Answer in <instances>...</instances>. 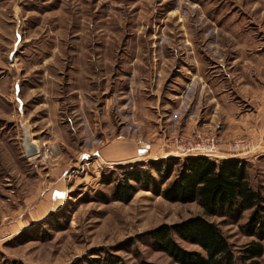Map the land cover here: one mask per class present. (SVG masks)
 <instances>
[{"label":"rangeland","instance_id":"obj_1","mask_svg":"<svg viewBox=\"0 0 264 264\" xmlns=\"http://www.w3.org/2000/svg\"><path fill=\"white\" fill-rule=\"evenodd\" d=\"M215 87L264 139V0H0V253L19 264H177L148 233L198 216L235 249L250 242L239 229L249 213L224 221L144 189L110 199L131 167L177 157L171 139L207 119ZM118 138L151 149L141 162L97 161ZM44 144L56 148L51 163ZM257 156L243 161L264 193Z\"/></svg>","mask_w":264,"mask_h":264},{"label":"trees","instance_id":"obj_2","mask_svg":"<svg viewBox=\"0 0 264 264\" xmlns=\"http://www.w3.org/2000/svg\"><path fill=\"white\" fill-rule=\"evenodd\" d=\"M131 168L114 186L112 201L129 202L137 189H144L158 191L170 203H197L205 216L224 221L234 218L238 221L249 213L246 223L239 229L252 240L240 249H235L219 224L198 216L174 225H162L148 233L155 251L165 253L177 264H262L264 193L252 184L247 162L170 157L151 161L147 167L135 165ZM33 238L29 233L24 241L28 243ZM181 242L200 250H187ZM0 264L19 263L0 253ZM110 264L116 263L110 261Z\"/></svg>","mask_w":264,"mask_h":264},{"label":"crops","instance_id":"obj_3","mask_svg":"<svg viewBox=\"0 0 264 264\" xmlns=\"http://www.w3.org/2000/svg\"><path fill=\"white\" fill-rule=\"evenodd\" d=\"M215 90V91H214ZM224 91V90H223ZM218 88H210L212 112L205 121L199 123V126L195 127L191 125L186 129H183L182 135L187 137L193 136L196 132L215 134L219 138L218 150L223 156V160L238 159L244 160L254 158L259 152H264V139L255 133V129H251L249 114H240V104L235 101L232 94L229 92H223ZM240 97V95H239ZM248 100L252 99L250 97ZM211 109V108H210ZM244 113V112H242ZM245 134V135H243ZM239 135L250 137L251 151L233 155L231 153V142L236 140ZM242 137V136H240ZM138 141H127L123 139H116L105 145H103L97 151V161L103 165H122L129 164L130 162H136L146 157L148 153H141ZM146 142V141H145ZM147 143V142H146ZM151 155V154H150ZM170 157L168 155H164ZM165 157V158H166ZM254 161V159H250Z\"/></svg>","mask_w":264,"mask_h":264},{"label":"built area","instance_id":"obj_4","mask_svg":"<svg viewBox=\"0 0 264 264\" xmlns=\"http://www.w3.org/2000/svg\"><path fill=\"white\" fill-rule=\"evenodd\" d=\"M140 149L147 150L151 149L145 141L137 142ZM143 145L148 147L144 148ZM170 145L175 150V156L179 158L187 157H207L211 160L219 162L223 160L218 147L219 138L215 134H205L201 132H196L193 136L186 137L182 135H177L171 139ZM43 152H37L41 160L45 163H51L56 156V148L52 146H43ZM251 143L246 137H238L231 144V153L233 155L246 153L250 151Z\"/></svg>","mask_w":264,"mask_h":264},{"label":"water","instance_id":"obj_5","mask_svg":"<svg viewBox=\"0 0 264 264\" xmlns=\"http://www.w3.org/2000/svg\"><path fill=\"white\" fill-rule=\"evenodd\" d=\"M140 152H141V153H145V154H146V153H149L148 150H141Z\"/></svg>","mask_w":264,"mask_h":264},{"label":"bare ground","instance_id":"obj_6","mask_svg":"<svg viewBox=\"0 0 264 264\" xmlns=\"http://www.w3.org/2000/svg\"><path fill=\"white\" fill-rule=\"evenodd\" d=\"M36 146V145H35Z\"/></svg>","mask_w":264,"mask_h":264}]
</instances>
